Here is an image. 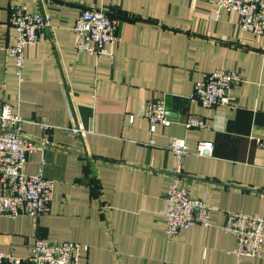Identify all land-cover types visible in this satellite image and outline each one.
<instances>
[{"label": "crops", "instance_id": "1", "mask_svg": "<svg viewBox=\"0 0 264 264\" xmlns=\"http://www.w3.org/2000/svg\"><path fill=\"white\" fill-rule=\"evenodd\" d=\"M217 2L0 0V107L28 120L26 137L48 136L25 171L55 181L50 214L0 217V251L28 257L43 236L88 246L83 264H264V247L260 257L239 260L237 238L220 228L229 212L264 217V36L242 32L235 12L213 17ZM16 4L49 17L40 42L25 52L23 80L5 51L16 41L8 25ZM87 8H105L120 21V41L101 58L75 46L74 26ZM216 69L241 73L232 107L190 101ZM156 99L166 101L172 124L151 133L143 111ZM189 114L209 127L187 129ZM177 138L192 151L185 186L213 211L209 227L169 240L162 212L176 166L169 145ZM201 141L214 143L213 156L194 153Z\"/></svg>", "mask_w": 264, "mask_h": 264}, {"label": "built area", "instance_id": "2", "mask_svg": "<svg viewBox=\"0 0 264 264\" xmlns=\"http://www.w3.org/2000/svg\"><path fill=\"white\" fill-rule=\"evenodd\" d=\"M120 0H112L117 7ZM213 17L218 18L221 10L239 15V27L244 33L264 36V0H218ZM8 25L16 32L14 44H7L6 55L15 64L16 73L23 80L25 52L38 44L49 26V17L41 9L28 10L24 4L11 8ZM120 21L111 16L105 8L83 10L74 26L77 50H87L98 58L109 55V45L120 41ZM242 80L235 70L216 69L205 73L202 81L195 85L190 101L212 109L217 106H233V87ZM68 93V88H64ZM143 116L149 120L150 131L158 125L170 126L164 99L148 101ZM35 122L34 120H32ZM28 120L14 111L12 106L0 107V217L16 219L22 215L39 218L50 214L54 201L55 181L42 173L31 175L25 168L30 156L49 145L48 136L40 142L26 137L23 126ZM187 129L208 128L203 117L189 114L183 122ZM48 130V125H42ZM74 134L83 135L80 127L71 129ZM152 143V142H151ZM264 146V140L261 141ZM169 149L176 157L172 170V182L164 194L166 207L162 217L169 240L179 236L184 229L197 225L209 227L213 207L206 200L195 198L185 186L184 166L192 151L183 138L173 139ZM215 145L209 141L198 143L195 154L213 156ZM42 163H45L43 160ZM220 228L234 235L238 246L233 253L240 260L244 256L260 257L264 247V217L256 214L229 212L225 224ZM89 247L74 241L55 242L38 236L32 253L28 257H17L10 252L0 251V264H83L81 257Z\"/></svg>", "mask_w": 264, "mask_h": 264}, {"label": "bare ground", "instance_id": "3", "mask_svg": "<svg viewBox=\"0 0 264 264\" xmlns=\"http://www.w3.org/2000/svg\"><path fill=\"white\" fill-rule=\"evenodd\" d=\"M109 13V12H108ZM79 51H84V52H88V53H90V54H92V55H94V56H96L95 54H93V53H91L90 51H87V50H79ZM97 57V56H96ZM98 58V57H97ZM100 58V57H99Z\"/></svg>", "mask_w": 264, "mask_h": 264}]
</instances>
